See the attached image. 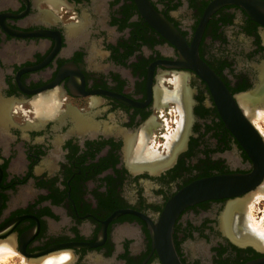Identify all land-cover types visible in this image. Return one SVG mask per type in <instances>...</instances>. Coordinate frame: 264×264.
I'll return each mask as SVG.
<instances>
[{
    "label": "flooded vegetation",
    "instance_id": "flooded-vegetation-1",
    "mask_svg": "<svg viewBox=\"0 0 264 264\" xmlns=\"http://www.w3.org/2000/svg\"><path fill=\"white\" fill-rule=\"evenodd\" d=\"M175 77L181 119L158 99ZM262 89L264 0H0V241L32 264L261 256L226 217L248 194L166 207L194 181L253 171L218 103ZM49 95L52 114L19 118Z\"/></svg>",
    "mask_w": 264,
    "mask_h": 264
},
{
    "label": "water",
    "instance_id": "water-1",
    "mask_svg": "<svg viewBox=\"0 0 264 264\" xmlns=\"http://www.w3.org/2000/svg\"><path fill=\"white\" fill-rule=\"evenodd\" d=\"M208 73L209 71L206 70L205 72L204 68L203 74L207 76ZM210 80L214 87H217V85L219 87L220 82H218L219 80L215 78L214 74H212V77L210 75ZM227 100L226 102L218 103L220 113L223 115L230 130L236 135L249 156L253 159V171L248 174L219 175L194 181L184 187L167 204V214H171L173 209L179 210L186 205L205 199L234 198L243 194H249L264 181V136L254 127L250 116H247L242 111L229 94H227ZM255 249L262 255L243 264H264V249H260L257 246H255ZM20 254L22 253L20 252ZM172 259L178 264L177 258L174 255H172Z\"/></svg>",
    "mask_w": 264,
    "mask_h": 264
},
{
    "label": "bare ground",
    "instance_id": "bare-ground-1",
    "mask_svg": "<svg viewBox=\"0 0 264 264\" xmlns=\"http://www.w3.org/2000/svg\"><path fill=\"white\" fill-rule=\"evenodd\" d=\"M175 78L172 81L174 82L173 84L176 87L175 90L172 92H169L165 88H162V90L158 93V99L160 103L163 105L166 104L168 100L175 101L176 104L178 105V108L177 107L176 108L180 109L179 114H181L180 116V119H181L182 113H183V105H182V101L179 95V92L181 91L180 90V79H179L180 77L176 79ZM53 95H56V94L54 93ZM53 95L40 96L36 101L32 102V104H34L33 108L35 110L36 115L46 117L55 111L56 109L55 98L56 97H54ZM239 104L246 115H249L251 117L260 116L259 114H261L262 111L260 112L259 110L260 108L264 107V89L260 91L258 90L255 93L250 92V93H246L240 96ZM180 124H182L181 121H180ZM176 133H173V134H176ZM168 138L171 139V137H168ZM172 139H174V137ZM136 148H139V147H136ZM136 148H135V152L137 151ZM146 150L148 151V148ZM147 151H144V152L147 153V157H148ZM146 153L144 154L146 155ZM149 154L155 155L154 152L149 153ZM153 155L151 156L153 157ZM142 156H143V153H142ZM262 194H264V182H262L261 185L255 191L253 190L252 192H250L247 197L231 202L228 205L227 211H226V217H228V224H229L230 232L234 233L235 235L234 238L242 242H251L255 246L259 247L260 249H264V227L260 225L261 221L259 223H254L255 221H253L252 218L250 219V214H249L247 205L254 197H257V196L259 197V195H262ZM14 252L15 250L12 244L9 242V240L0 241V264L6 263L8 259L13 255ZM63 259H64L63 256L58 257V258H53V257L51 258L50 256V258L44 259L39 264H59L60 262L62 263L64 261ZM27 263L32 264L29 262Z\"/></svg>",
    "mask_w": 264,
    "mask_h": 264
},
{
    "label": "rangeland",
    "instance_id": "rangeland-1",
    "mask_svg": "<svg viewBox=\"0 0 264 264\" xmlns=\"http://www.w3.org/2000/svg\"><path fill=\"white\" fill-rule=\"evenodd\" d=\"M33 105L34 104H32V107L30 106V104L19 106V109H21V113L17 112V115H20L19 118L20 119H25V118L32 119L33 112L35 113ZM259 111L260 112L262 111V113L259 114L260 116H252L250 120L252 124L254 125V127L258 130V132L262 136H264V107L260 108ZM247 206H248V211L250 214V219L252 218L253 221H255L254 223H259L261 221L262 223L260 222V225L264 227V194L259 195V197L258 196L254 197ZM14 253L8 259L6 263H1V264H28L27 262L29 261L26 260L23 255L18 253L16 250Z\"/></svg>",
    "mask_w": 264,
    "mask_h": 264
}]
</instances>
